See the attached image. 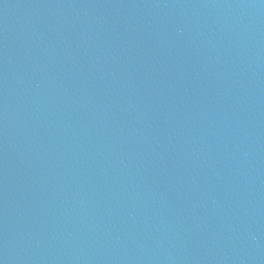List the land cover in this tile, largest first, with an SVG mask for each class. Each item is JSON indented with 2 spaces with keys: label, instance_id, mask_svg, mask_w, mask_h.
I'll list each match as a JSON object with an SVG mask.
<instances>
[{
  "label": "water",
  "instance_id": "obj_1",
  "mask_svg": "<svg viewBox=\"0 0 264 264\" xmlns=\"http://www.w3.org/2000/svg\"><path fill=\"white\" fill-rule=\"evenodd\" d=\"M0 264H264V0H0Z\"/></svg>",
  "mask_w": 264,
  "mask_h": 264
}]
</instances>
